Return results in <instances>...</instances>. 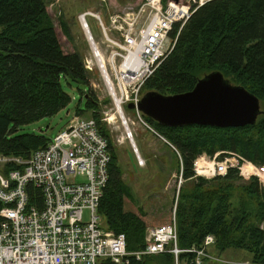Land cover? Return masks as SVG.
Instances as JSON below:
<instances>
[{
  "label": "trees",
  "instance_id": "obj_1",
  "mask_svg": "<svg viewBox=\"0 0 264 264\" xmlns=\"http://www.w3.org/2000/svg\"><path fill=\"white\" fill-rule=\"evenodd\" d=\"M52 1L0 0V154L28 157L46 148L49 137L18 135L19 128L55 116L70 105L72 97L63 82L90 86V74L69 22L62 14L60 27L53 21L48 9ZM212 71H221L231 82L245 86L260 98L264 110V0H211L198 9L142 93L144 89L164 95L188 92ZM87 106L97 109V100L87 96ZM94 116L112 155L99 213L108 230L126 235L128 251H140L147 244L146 229L172 224L174 212L158 220L139 207L123 178L110 132L99 122V114ZM144 119L179 152L183 179L190 182L181 187L175 213L180 249L200 250L213 235L214 250L221 255L230 249L243 250L253 263L264 264V184L260 178L254 175L241 182L237 168L213 180L197 178L195 172L199 157L213 158L218 152H224L218 159L234 152L264 166V114L254 125L230 128L171 127L145 115ZM195 259L196 253L179 255L180 264ZM99 264L111 263L102 260ZM133 264H175V256H145Z\"/></svg>",
  "mask_w": 264,
  "mask_h": 264
},
{
  "label": "built area",
  "instance_id": "obj_2",
  "mask_svg": "<svg viewBox=\"0 0 264 264\" xmlns=\"http://www.w3.org/2000/svg\"><path fill=\"white\" fill-rule=\"evenodd\" d=\"M209 1L144 0L111 13L109 32L114 30L116 37L108 36L101 24L108 40L117 47L108 57L94 37L88 36L93 46L92 61L96 60L113 103L114 120H121L131 139L134 121L126 115L125 106L135 104L139 120L157 133L137 107L142 89L173 53L192 14ZM86 20L84 15V29L90 31ZM85 67L94 71L91 61H86ZM133 142L138 161L144 165L146 161ZM221 153L214 156L213 166L196 167V174L224 177L230 169L238 168L242 176L249 177L238 164V160L246 159L234 152H225L226 156L235 155L233 160L224 159L226 156L218 159ZM111 160L110 143L100 133L98 121L82 115H75L46 148L28 157L0 154V264H99L102 260L133 264L145 256L166 253L173 254L175 264H180L183 252L196 253L195 264L200 258L212 260L207 247L216 243L213 235L205 239L200 250L178 246L177 203L172 224L148 227L145 248L128 251L126 235L108 230L99 213ZM260 169L259 174L264 173V166Z\"/></svg>",
  "mask_w": 264,
  "mask_h": 264
},
{
  "label": "rangeland",
  "instance_id": "obj_3",
  "mask_svg": "<svg viewBox=\"0 0 264 264\" xmlns=\"http://www.w3.org/2000/svg\"><path fill=\"white\" fill-rule=\"evenodd\" d=\"M144 0H53L48 9L57 27L59 25V17L62 14L69 22L72 35L74 36L76 45L80 50L84 64L91 61L94 71L90 74V86L77 84L72 82L71 85L63 82L66 91L71 95L72 102L68 107L60 111L57 115L46 117L36 123H32L19 128L17 134H44L45 136L54 138L70 124L71 120L77 114V111H82L84 117H95V113L99 114V122L103 124L110 132L115 149L118 151L120 163L123 170V178L125 182L132 188L134 196L138 200V205L148 214L154 216L158 220L168 218L174 212L176 203L180 194L182 185L186 182L181 180L182 166L178 163L181 161L179 152L163 139L160 134L155 133L149 127H146L140 120L138 112L135 108L125 106L126 115L134 121L131 124L135 144L139 149V154L146 159L147 163L144 167L138 164V154L134 151L131 138L126 133L120 119L109 121L108 118L112 115L113 103L108 94L107 88L102 79L96 60H93L92 44L89 39V33L96 39V43L102 52L108 57L114 50H117L107 38L101 24L106 29L108 36L116 37L114 30L109 32V18L111 13H117L126 6H137ZM87 16V21L90 26V31L84 29L82 17ZM99 17V18H98ZM112 37V38H113ZM74 48V45L72 44ZM235 84V83H234ZM146 89L143 93H147ZM142 93V94H143ZM89 94V95H87ZM87 96H93L98 103V108L89 110L87 106ZM234 159L235 155L229 154L224 159ZM202 160L203 165L213 166L214 157L206 154L196 160ZM248 160H243L238 164L244 169L249 177L242 176L241 182H248L252 176H258L263 182L262 174L259 165H253ZM195 163V168L197 167ZM262 172V171H261ZM202 177L206 180H213L216 177L209 175ZM180 180L183 183H180ZM190 184V182L185 183ZM88 213H86V218ZM215 244L208 245L207 251L212 255V260L200 258L198 264H255L249 254L243 250L230 249L222 255L214 250ZM210 247V250H209ZM176 260V259H175ZM184 264H195L193 262Z\"/></svg>",
  "mask_w": 264,
  "mask_h": 264
},
{
  "label": "water",
  "instance_id": "obj_4",
  "mask_svg": "<svg viewBox=\"0 0 264 264\" xmlns=\"http://www.w3.org/2000/svg\"><path fill=\"white\" fill-rule=\"evenodd\" d=\"M128 107L136 105L130 103ZM137 107L145 116L171 127H242L256 124L264 114L260 98L245 86L231 82L221 71L204 75L188 92L164 95L149 91Z\"/></svg>",
  "mask_w": 264,
  "mask_h": 264
},
{
  "label": "bare ground",
  "instance_id": "obj_5",
  "mask_svg": "<svg viewBox=\"0 0 264 264\" xmlns=\"http://www.w3.org/2000/svg\"><path fill=\"white\" fill-rule=\"evenodd\" d=\"M210 2V1H209ZM87 21V20H86ZM88 22V21H87ZM92 36V33L90 32L89 33V37H91ZM94 41L96 42V39L94 38ZM114 119H115V117L113 116V115H111V117H110V120H111V122H114ZM129 138H131V136L129 135ZM132 140V142L134 141L135 142V138H133V139H131ZM133 142V143H134ZM138 151H139V149H138ZM143 158V157H142ZM137 159H138V157H137ZM143 159H145V158H143ZM145 161H146V159H145ZM202 160H199V161H197V169L198 170H201V167L203 166V164H202V162H201ZM146 163H147V161H146ZM146 163L144 164V165H141L140 163H139V161H138V164L141 166V167H144L145 165H146ZM238 169V168H237ZM262 177H263V182H264V174H262Z\"/></svg>",
  "mask_w": 264,
  "mask_h": 264
}]
</instances>
